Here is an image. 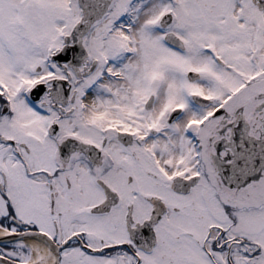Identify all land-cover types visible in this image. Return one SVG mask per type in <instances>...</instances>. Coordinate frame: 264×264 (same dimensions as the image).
Segmentation results:
<instances>
[{
	"label": "snow or ice",
	"instance_id": "6c2138e0",
	"mask_svg": "<svg viewBox=\"0 0 264 264\" xmlns=\"http://www.w3.org/2000/svg\"><path fill=\"white\" fill-rule=\"evenodd\" d=\"M0 264H264V0H0Z\"/></svg>",
	"mask_w": 264,
	"mask_h": 264
}]
</instances>
